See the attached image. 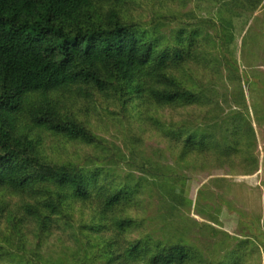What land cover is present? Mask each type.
Instances as JSON below:
<instances>
[{
  "label": "rangeland",
  "instance_id": "rangeland-1",
  "mask_svg": "<svg viewBox=\"0 0 264 264\" xmlns=\"http://www.w3.org/2000/svg\"><path fill=\"white\" fill-rule=\"evenodd\" d=\"M129 1L127 19L146 37L158 38V50L174 47L181 30L186 46L190 32L197 33L191 47L197 53L177 74L204 97L188 106L152 107L143 117L120 105H77L72 110L87 117L100 143L47 137L46 153L96 173L104 190L125 191L122 205L110 213L131 221L120 232L124 255L137 241L146 250L162 241L184 242L203 264L225 255L234 264H264V0ZM185 122L190 130L214 125L210 131L232 153L219 147L181 160L173 145L185 138ZM170 131L179 132L176 139ZM93 208L77 207L73 223L63 222L43 241L38 254L44 264H90L86 260L108 236L119 234L113 228L82 233L94 222ZM142 254L138 262L145 264Z\"/></svg>",
  "mask_w": 264,
  "mask_h": 264
},
{
  "label": "trees",
  "instance_id": "trees-1",
  "mask_svg": "<svg viewBox=\"0 0 264 264\" xmlns=\"http://www.w3.org/2000/svg\"><path fill=\"white\" fill-rule=\"evenodd\" d=\"M126 3L0 0V264H44L38 254L43 241L63 222L73 223L80 206H94V222L83 225L82 233L119 231L86 260L90 264H140L141 251L145 264H203L184 242L162 241L146 250L137 241L121 253L120 232L131 221L110 213L122 205L125 191L104 190L96 173L53 160L44 147L47 137L100 143L87 117L72 110L77 105H120L143 117L152 107L200 102L202 93L177 74L197 53L195 45L191 49L197 33L190 32L186 46L181 30L174 47L158 50L159 39L146 37L139 23L127 19ZM181 125L183 141L174 137L179 132H169L181 160L219 147L232 153L210 131L214 125L207 131ZM228 257L216 264H234Z\"/></svg>",
  "mask_w": 264,
  "mask_h": 264
}]
</instances>
